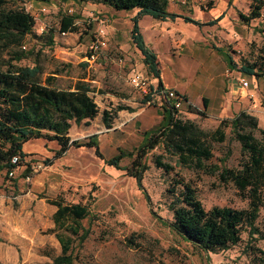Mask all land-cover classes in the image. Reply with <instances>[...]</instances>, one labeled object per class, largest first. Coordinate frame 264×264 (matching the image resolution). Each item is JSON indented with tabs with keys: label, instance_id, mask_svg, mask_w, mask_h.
<instances>
[{
	"label": "rangeland",
	"instance_id": "1",
	"mask_svg": "<svg viewBox=\"0 0 264 264\" xmlns=\"http://www.w3.org/2000/svg\"><path fill=\"white\" fill-rule=\"evenodd\" d=\"M214 1L217 7L223 4V0ZM192 2L200 3L205 11L212 5L206 0ZM250 3L251 0H238L233 6L229 1L219 20L208 13L203 15V24L210 30L208 39L211 44L230 53L236 64L232 73L224 72L221 76L226 85L219 95L223 91L227 97L222 102L223 113L219 112L220 97L210 99L214 107L219 105L218 109H212L211 114L200 116L181 108L179 115L182 119L193 120L206 131L213 130L221 119L231 118L241 110L255 116L259 128H264V75L252 76L240 71L244 62L260 60V56H264L261 21L245 23L240 17L241 13L248 14ZM178 4L169 1V10L187 11L188 16H193ZM6 7H23L34 16L35 24L21 46L8 47L4 57L16 48L32 50L33 55L19 61V65L32 64L33 58H40L42 77L56 74V86L69 87L80 78L95 90L93 96L98 115L81 124H73L69 130L70 137L84 139L98 134V146L104 158L116 154L119 149L135 152L133 149L142 141L141 121L138 118L128 120L127 117L133 114L124 109L120 111V117L119 111L115 114L112 127L108 129L103 125L101 114L104 109L111 112L118 105L130 106L136 113L147 106H155L145 105L142 92L130 83L132 70L143 72L147 79L151 77L143 67L139 50L131 41L130 17L136 9L116 11L96 0H8ZM260 12L263 19L264 6ZM64 13L76 16V32L60 33V19ZM152 20L145 15L140 25L145 42L158 53L163 77L168 82L179 84L181 89L184 87L191 95L198 81L189 67L196 62L185 52L173 57L166 51V46L160 49V40L154 37L156 28L151 29ZM245 30L247 38L256 37L252 38L251 46L249 39L245 43L233 39L232 34L244 33ZM187 33H192V30L187 29ZM95 41L99 42V48L95 57L88 59L90 44ZM257 72L260 73L259 70ZM241 78L248 82V86H243ZM230 82H234V94H231ZM240 85L246 90L241 91ZM148 126L154 128L157 125L151 123ZM225 134L224 141L210 142L213 156L205 161L206 165L238 166L240 142L230 126L225 128ZM254 135L260 137L259 131L255 130ZM23 145L22 150L29 154L14 167L13 175L10 176L6 168H0V243L3 251L10 246L17 249V260L3 256L0 264H49L61 252L53 231L52 212L55 207L47 203L56 198L90 205L91 215L81 220L88 235L81 243L74 240L72 264H257L259 252L255 248L264 251V203L256 220L261 234H255V240L249 241L247 233L242 232L239 243L210 254L195 247L168 225L172 212L167 207L170 201L167 188L175 175L195 187L206 209L215 205L246 208L249 199L233 183H223L217 175L178 165L175 156L164 152L161 146L146 155L144 162L148 167L141 174L139 185L136 177L126 169L105 164L96 156L94 147H70L63 155L55 157L58 149L55 141L31 139ZM157 154H163V160L174 166L173 171L165 173L155 166ZM224 156L226 160L221 162ZM46 160H51V163L46 164ZM131 161L132 158L123 157L120 167L131 166ZM29 162H40L45 166L32 173L30 180H25L23 175L29 173L25 168ZM14 195L17 199L12 198Z\"/></svg>",
	"mask_w": 264,
	"mask_h": 264
},
{
	"label": "trees",
	"instance_id": "2",
	"mask_svg": "<svg viewBox=\"0 0 264 264\" xmlns=\"http://www.w3.org/2000/svg\"><path fill=\"white\" fill-rule=\"evenodd\" d=\"M8 0H0V168L8 172L15 165L11 164V157L19 156V164L23 162L26 153L23 144L34 138L54 140L59 145L55 157L61 156L70 147H94L96 156L102 158L107 165L120 169L136 177L147 169L144 159L148 152L161 146L164 152L175 156L178 165L199 169L205 173L217 175L223 182H231L248 197L246 208H235L228 205H215L206 209L198 197L195 187L184 178L175 175L171 178L167 192L170 201L167 205L172 212V220L167 221L182 238L192 243L207 254L218 250L228 249L241 241L242 232H246L250 240H255V234H261L256 220L260 206L264 203V128H259L255 116L245 110L234 114L231 118L221 119L211 131L202 129L190 119H182L181 109L169 106L164 108L167 113L158 126L144 132V138L130 167H120L119 161L123 153L111 158H104L99 150L96 135L88 141L73 140L69 130L73 124H81L94 119L99 109L94 100V88L83 80H77L72 86L61 88L55 85L56 74L51 73L42 77L43 65L40 58H33V63L19 65L22 59L33 55L32 50L24 51L20 48L11 50L8 57L4 51L12 46H21L24 37L32 33L35 19L23 7L11 9L6 7ZM48 2L49 0H32ZM83 2L85 0H72ZM116 11H130L136 9L132 16L131 41L143 56V63L150 75L157 77L161 85L159 62L156 53L144 42L139 29L138 19L143 15L166 19L181 17L187 22L200 25L201 22L188 16L177 14L169 10V0H96ZM212 4V0L206 1ZM264 0H251L248 14H240L245 23L258 20L262 23L264 33V18L261 19V8ZM76 16L61 14L60 33L76 32ZM222 14L217 18L221 19ZM65 34V35H66ZM52 41V35L49 36ZM231 66H236L230 54H227ZM264 56L260 60L244 62L240 71L249 74L264 75ZM260 71L258 73L257 71ZM56 73V72H55ZM186 103V112L205 115L204 108L194 106L182 94ZM145 101V98L143 102ZM130 106L118 105L113 111L104 109L101 120L106 128L112 127L115 114ZM231 127L235 138L240 142L241 157L237 167H227L224 164H205L212 158L211 141L222 142L226 134L225 128ZM260 137L254 135V131ZM163 154L154 157L156 167L165 173L173 171L174 166L166 162ZM226 160V156L220 159ZM51 160H46L50 164ZM16 165V166H17ZM31 162L26 164L30 170ZM16 179L14 182L16 183ZM48 202L55 206L52 219L54 234L60 244L61 252L52 258L49 264H72V245L84 241L88 232L83 230L81 220L91 215L89 203L65 202L61 198L50 199ZM257 264H264V251L255 248Z\"/></svg>",
	"mask_w": 264,
	"mask_h": 264
},
{
	"label": "crops",
	"instance_id": "3",
	"mask_svg": "<svg viewBox=\"0 0 264 264\" xmlns=\"http://www.w3.org/2000/svg\"><path fill=\"white\" fill-rule=\"evenodd\" d=\"M206 1H209V0H206ZM229 1H232L233 6H236L238 0H228V1L223 0V4L220 7H217L216 6L217 2L212 0L211 7L207 8L206 11L201 8L200 3H197L198 4L197 5L195 2L191 3V0H189L186 4H180L179 3L178 4L179 6L183 7L185 10H188L189 12H191V16L193 15L192 18L201 22L200 25L194 24L192 22H187L181 17H175L173 19L172 18L158 19V18H154L151 15H149L150 17L153 18V20H152L153 22L151 24V29L156 28V30H155L156 32H155L154 37L156 39L158 38V40H160V43H158V46L160 47V49L161 48L164 49V46H166L167 50L166 49L165 50L168 51V53L171 54L173 57H179L180 54H182L184 52L189 54L191 57V60H194V62H196V64L191 66V68L189 67V70H191V72L196 75L195 78H197V81H198V86L194 87V90L191 91V95H190L188 93L187 89H185L184 87L181 89L179 87L180 86L179 84L168 82L163 77L162 71L160 69L161 67H160V65H158L159 69H160L161 85L159 83V79L157 77H154L151 75V77L148 80H149V83H150V86L152 89H156L158 87L175 89L178 92H180L181 94H184L188 98V100H190V102L198 108H204V104H206V106H205L206 114H209V113L211 114L212 109H214V108L218 109L219 108V105L214 107V105L212 104V101L210 100L212 97H213V99L220 97V101H219L220 107L222 106V102L227 97H225L223 91H222V95L221 96L219 95V91L222 89L224 90L225 85H226L225 79L221 78V76H224V72L225 73L228 72V74H229V72L232 73L236 66L233 67L228 62L227 54H230V53L225 52L221 47H214L211 44L210 40L208 39V36H210L209 35L210 30H208L209 28H207L203 24L204 23L203 15L205 13H208V15L210 17L217 19L220 16L221 11L225 10L228 7ZM37 2H40V1H37ZM172 12H174V11H172ZM185 12H187V11H185ZM185 12H180V13L175 12V13L182 14V15H188L189 14V13H185ZM135 13L132 16H134ZM132 16L130 17L131 28L133 25ZM144 16L145 15L141 16L138 19V25H139V29H140L141 34H142V27L140 24H141V20L143 19ZM131 28H130V35H131ZM187 29H191L192 33H187ZM232 36H233V39L235 38V41H238V42L243 41L245 43V42H247V39H249L250 40L249 46H251L252 38L253 39L256 38L255 36L252 38H251V36L247 38L246 30L244 31V33H242V31H238L236 34H232ZM142 37H143V34H142ZM143 40H144V37H143ZM240 40H242V41H240ZM144 42H145V40H144ZM145 44L148 46V44L146 42H145ZM149 48L152 49L156 53L157 60L159 62L158 53L153 48H151V47H149ZM139 53H140V51H139ZM140 55L142 57L143 67L147 69V67L143 63V56L141 53H140ZM231 57L233 58L232 55H231ZM134 72H139V70L138 71L132 70L131 74ZM141 73L143 75H145L143 72H141ZM131 74H130V76H131ZM252 76H255V75H252ZM77 80H81V79L78 78ZM240 81L242 83L244 81V78H241ZM65 88H67V87H65ZM230 88H231V94H234L235 89H236L234 87V82H230ZM238 88L241 91L246 90V87H243V86L238 87ZM164 108L165 109L169 108L168 103L166 101L162 100L161 98H157L154 107L153 106H147L145 109H143V110L141 109L137 113L134 111H131L129 113V114H133V115L128 116L127 117L128 120H131L132 118H138L141 121V124L143 126L142 141L144 138V132L147 130L153 129V128H150V126H148L149 124L156 123L157 126L160 124V122L163 119L164 113L165 114L167 113V111L166 112L164 111ZM183 108L186 111L187 108L185 105H183L182 110H183ZM220 109L221 110H219V112L223 113L224 108L221 107ZM120 111H124V109H122ZM120 111L118 112L119 117H120ZM110 128H108V129H110ZM92 135H96V139L98 142V134L94 133ZM92 135L87 136L84 139H73V140L88 141ZM34 139H40V138H34ZM49 141H54V140H49ZM139 145L133 149V150H135V152L119 149V151L116 154H114L108 158L114 157V156H116L122 152L123 155H122L120 161L122 160L123 157H126V156L130 157V158H132V161H131V166H132V162L136 157L137 148L139 147ZM58 150H59V145H58V149L55 151V154ZM26 154L28 155L29 153H26ZM120 161H119V165H120ZM35 163H40V162H31V164H35ZM30 171H31V167H30L29 172ZM26 175H23L24 179H25ZM16 195L12 196V198L17 199ZM47 203H49V202L47 201ZM50 205H52V204H50ZM52 206H54V205H52ZM54 211H55V208H54L53 212ZM53 212H52V215H53ZM52 221H53V219H52ZM53 224H54V222H53ZM3 256H8L11 258L12 261H15V260H17V249L15 247L10 246V247L4 248V251H3L2 244L0 243V258H3Z\"/></svg>",
	"mask_w": 264,
	"mask_h": 264
},
{
	"label": "built area",
	"instance_id": "4",
	"mask_svg": "<svg viewBox=\"0 0 264 264\" xmlns=\"http://www.w3.org/2000/svg\"><path fill=\"white\" fill-rule=\"evenodd\" d=\"M170 2H179L180 4H186L188 0H169ZM201 2L205 0H199ZM65 35V32L61 33ZM99 48V42L95 41L90 44V52L88 53V59H93L95 57L96 50ZM130 83L131 85L140 90L143 94V98H145L144 104L150 105L155 104L157 98H161L162 100L166 101L169 106H172L177 109H181L183 105L186 103L183 101L182 94L175 89L172 88H164L158 87L156 89H152L149 83V80L143 75L141 72H134L130 76ZM243 86H247L248 82L243 81ZM186 106V105H185ZM19 156L14 155L11 157L10 161L11 164L17 165L19 163ZM45 165L42 163H35L31 164V171L25 176L26 180H30L32 173L37 172ZM9 175H13V168L9 171Z\"/></svg>",
	"mask_w": 264,
	"mask_h": 264
},
{
	"label": "water",
	"instance_id": "5",
	"mask_svg": "<svg viewBox=\"0 0 264 264\" xmlns=\"http://www.w3.org/2000/svg\"><path fill=\"white\" fill-rule=\"evenodd\" d=\"M137 181H138V184H139V185H141V184H140V182H141V177H140V174H139V176H138V179H137Z\"/></svg>",
	"mask_w": 264,
	"mask_h": 264
}]
</instances>
